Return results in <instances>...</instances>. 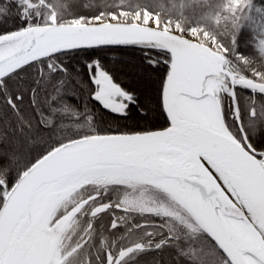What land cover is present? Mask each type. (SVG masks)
<instances>
[{"label":"snow or ice","instance_id":"snow-or-ice-1","mask_svg":"<svg viewBox=\"0 0 264 264\" xmlns=\"http://www.w3.org/2000/svg\"><path fill=\"white\" fill-rule=\"evenodd\" d=\"M0 264H264V0H0Z\"/></svg>","mask_w":264,"mask_h":264},{"label":"trees","instance_id":"trees-1","mask_svg":"<svg viewBox=\"0 0 264 264\" xmlns=\"http://www.w3.org/2000/svg\"><path fill=\"white\" fill-rule=\"evenodd\" d=\"M82 4L88 6V7H94L97 3L100 2V0H81ZM117 58H119V56H117ZM127 82V81H126ZM160 123L162 124L163 121H160ZM146 259H151L150 257L146 258ZM165 260H168V257L165 256Z\"/></svg>","mask_w":264,"mask_h":264}]
</instances>
